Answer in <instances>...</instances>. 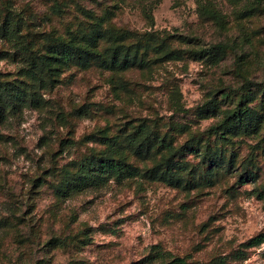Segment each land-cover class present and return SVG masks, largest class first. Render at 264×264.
I'll return each instance as SVG.
<instances>
[{"label":"rangeland","instance_id":"rangeland-1","mask_svg":"<svg viewBox=\"0 0 264 264\" xmlns=\"http://www.w3.org/2000/svg\"><path fill=\"white\" fill-rule=\"evenodd\" d=\"M92 158L138 175L68 192ZM261 234L264 0H0V264H264Z\"/></svg>","mask_w":264,"mask_h":264},{"label":"trees","instance_id":"trees-1","mask_svg":"<svg viewBox=\"0 0 264 264\" xmlns=\"http://www.w3.org/2000/svg\"><path fill=\"white\" fill-rule=\"evenodd\" d=\"M7 39L10 43H12L13 48L18 49L20 51L27 52L26 46L23 43V40L21 37L16 36L13 30L9 31L7 34ZM215 48L219 50H223L226 47L225 46H216ZM117 50L113 51L112 57H111V66L114 68L119 69H126L130 62L126 57L123 59H118L117 57ZM81 53L78 49H74L73 51L68 47H62L59 51V56L61 57L63 62H68L74 55ZM43 63V62H42ZM44 65V63H43ZM26 75L28 77H31L33 79H36V76L34 73L31 72V70H26ZM33 103V101H32ZM212 106V103L209 102L206 104V107L209 108ZM214 107V106H213ZM254 117L253 113L249 110L238 108L236 111L232 112L231 115L228 117V121H234L236 123H242L243 119L245 120H251ZM225 122L222 124V128L225 125ZM219 130V126L212 127L209 129L212 133L215 135L217 134ZM146 141H149L150 143H153L157 145L160 148H168L169 145L165 143L163 140L159 139L158 137H152L147 135ZM136 142V137H131L126 139L127 146L129 148H133L134 144ZM177 165L179 168L181 167L179 164ZM137 170L131 167H127L125 165H122L119 163V161L113 159V158H97V159H90L88 161H85L78 170V176L73 181L72 186L68 188V192H75V191H81L82 189H86L89 187H97L101 185L102 183L114 179V180H120L122 178H133L137 176ZM264 241V236L258 235L254 237L251 241V245H258ZM169 264H187L183 259L181 258H175L172 260Z\"/></svg>","mask_w":264,"mask_h":264}]
</instances>
